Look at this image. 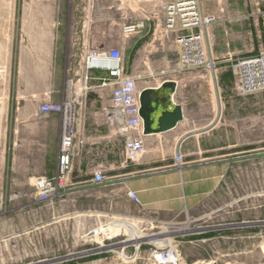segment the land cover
I'll list each match as a JSON object with an SVG mask.
<instances>
[{
	"label": "crops",
	"instance_id": "obj_1",
	"mask_svg": "<svg viewBox=\"0 0 264 264\" xmlns=\"http://www.w3.org/2000/svg\"><path fill=\"white\" fill-rule=\"evenodd\" d=\"M163 1L57 0L56 9L52 10L53 0H30L26 15H21V42L11 93V107L19 112V119H34L40 128L34 136H30L28 129L25 131L21 150L24 177H52L56 172L60 116L53 113L41 117L38 109L43 101L62 99L69 76L67 69L76 67L78 53L84 49L122 51L124 71L136 79L142 95L145 148L135 160L126 159V137L110 130L101 113L104 106L110 105L111 88L100 86L105 73L92 70L91 90L82 118L91 153L83 151L75 158V184L67 191L68 196L80 194L87 198L89 206L96 200L91 197L96 188L108 190L138 207L145 216L168 219L183 210L193 213L204 195L219 188L221 177H232L233 164L248 162L254 155L264 159V139H250L249 97L234 92L232 72L234 62L258 54L264 47L258 16L259 10L264 9V0H259L256 9H250L247 0H227L220 10L216 9L218 21L210 26L217 62L215 74L181 67L177 40L188 31L167 28ZM9 19V11H0L2 36L5 33L10 37ZM141 21L142 28L129 34L124 32L126 26ZM178 106L182 118L174 127L161 130L162 118ZM37 116L43 121L35 122ZM178 146L185 161L181 171L174 165ZM100 166L106 169L109 180L95 186L90 179ZM10 190L0 186L2 194ZM128 190L137 192L142 207L128 197ZM19 203L28 207L26 213L32 218L28 234L41 242L36 238L45 230L38 221L41 211L27 199ZM62 206L63 203H56L54 208ZM101 213L88 209L79 216L83 224L86 216L92 218L86 222L92 229L100 222L99 216H104ZM69 216L65 228L80 225L73 214ZM118 217L136 219L131 215ZM61 222L49 223L48 227L62 228ZM22 227L21 221H0V239L20 238L26 233ZM81 236L72 235L73 246L83 242ZM0 258L5 255L0 253ZM116 258L104 254L69 264H112L111 259Z\"/></svg>",
	"mask_w": 264,
	"mask_h": 264
},
{
	"label": "rangeland",
	"instance_id": "obj_2",
	"mask_svg": "<svg viewBox=\"0 0 264 264\" xmlns=\"http://www.w3.org/2000/svg\"><path fill=\"white\" fill-rule=\"evenodd\" d=\"M225 1L227 0H200L202 14L217 15L216 9L220 10ZM247 1L250 9L257 8L259 0ZM56 5L57 0H53L51 9H56ZM28 6L30 0H0V11L10 12L11 26L10 37L5 33L2 36L0 31V186L11 188L8 194L0 193V221H21L22 228H25L26 232L20 238L11 236L0 239V253L5 255V258H0V264H69L72 260L91 259L94 256L71 258L76 256L71 254L73 252L98 246L95 242H78L73 246V242H70L72 235L81 236L94 228H97L94 230L96 234H104V229L113 233L114 230L110 226L101 229L99 227L119 221L123 222L131 237L140 241L134 242L140 244L141 249L133 264H151L147 251L154 245L163 247L168 244L177 246L182 255V264H264V159L262 157L259 160L254 155L248 162L233 164L232 177L225 175L221 177L219 188L204 195L193 213L183 210L168 219L145 216L138 207L130 205L123 197H115L108 190L97 188L91 196L96 200L89 206L87 198H83L80 194L68 196L67 191L72 186L67 187L66 191H61L58 197H53L50 201L38 199L34 186L36 178L23 176L26 172L21 150L26 129L29 130L30 136H34L36 130L38 132L40 128L34 123V119L28 122L21 121L19 112L15 107H11L12 85L22 33L21 15H26L25 10ZM9 81L10 88H8ZM247 96L250 100V139L262 140L264 139V92ZM36 121L41 122L43 119L37 116ZM253 154L255 153H251ZM183 166L175 165L179 171ZM22 199L34 203L41 211V219L38 221H41L45 230L43 229L41 237H36L41 239V242L28 234L32 218L26 213L28 207L19 203ZM67 202H69L68 206L65 205ZM56 203H63L61 209L54 208ZM88 209L102 211L101 214L104 215L99 216L100 222L92 229L86 226V222L92 218L86 216L83 224L79 216ZM70 214L74 215L79 226L65 228V220ZM119 215H131L136 219L129 221L118 217ZM56 221H62V228L48 227L49 223L51 225ZM131 222L134 226L130 224ZM127 232L120 228L115 231L116 234L121 235H128ZM124 237L120 236L119 239ZM107 243L108 241L105 242ZM104 254L116 256L112 253L100 255ZM112 261L121 264L120 261L123 260L116 258L111 259L110 262Z\"/></svg>",
	"mask_w": 264,
	"mask_h": 264
},
{
	"label": "built area",
	"instance_id": "obj_3",
	"mask_svg": "<svg viewBox=\"0 0 264 264\" xmlns=\"http://www.w3.org/2000/svg\"><path fill=\"white\" fill-rule=\"evenodd\" d=\"M162 9L166 13L168 29L180 28L188 31V34L181 35L177 40L180 47L181 67L201 69L215 74L217 62L213 55L214 35L210 32V26L218 21V16L203 15L200 0H164ZM258 16L264 43V9L259 10ZM143 26V21L131 24L124 28V32L133 33ZM92 70L105 73L106 76L102 79L100 86L111 88L110 105L104 106L101 113L106 118L110 130L126 137V159L135 160L145 148L141 93L136 79L124 71L122 51L119 49L79 51L76 67L67 69L69 76L66 79L62 99L59 102L43 101L38 109L41 117L53 113L60 116V144L56 172L52 177H37L34 183L40 201H50L53 197H58L61 191H66L67 187L73 186L75 158L83 151L91 153V149L87 147L89 138L83 134L82 118L88 93L91 90L89 79ZM232 72L234 92L237 95L247 96L264 92V47L258 54L243 57L234 62ZM174 161L179 167L185 164L184 153L180 146L176 149ZM92 174L90 179L92 184L100 185L109 180L103 166L95 169ZM127 195L137 205L143 206L137 192L128 190ZM95 229L97 228L81 237L83 243L95 242L98 246L78 251L73 258L112 253L126 262L137 260L141 245L131 241L129 235L96 234ZM120 236L125 237L119 239ZM106 241H108L107 244H105ZM101 247L104 249H100ZM147 255L151 264H182V255L173 244L163 247L154 245L147 251Z\"/></svg>",
	"mask_w": 264,
	"mask_h": 264
},
{
	"label": "water",
	"instance_id": "obj_4",
	"mask_svg": "<svg viewBox=\"0 0 264 264\" xmlns=\"http://www.w3.org/2000/svg\"><path fill=\"white\" fill-rule=\"evenodd\" d=\"M143 100H142V95H141V113L144 118V113H143ZM182 118V112H181V107H176L175 111L172 114H166L162 120H161V130H168L172 127L175 126L177 121H179Z\"/></svg>",
	"mask_w": 264,
	"mask_h": 264
},
{
	"label": "bare ground",
	"instance_id": "obj_5",
	"mask_svg": "<svg viewBox=\"0 0 264 264\" xmlns=\"http://www.w3.org/2000/svg\"><path fill=\"white\" fill-rule=\"evenodd\" d=\"M130 220H131V219H130ZM115 221H117V220H115ZM130 224H132V225L134 226V224H133L132 222H131ZM109 226H110L111 228H113L114 232H113V233H110L109 231H106V230L104 229V234L109 233V234H111V235H114V234H116L115 231H118L119 228H120V229H123V230L126 231V232H127V230H128L126 227L123 226V222H122V221H119V222H112L111 224H108V225L102 226V227H100L99 229H101V228H109ZM127 233H128V235L130 234V232H127ZM129 239H130L131 241L140 242V241H137L136 239H134L133 237H131L130 235H129Z\"/></svg>",
	"mask_w": 264,
	"mask_h": 264
}]
</instances>
